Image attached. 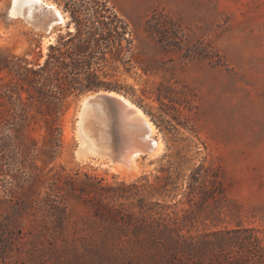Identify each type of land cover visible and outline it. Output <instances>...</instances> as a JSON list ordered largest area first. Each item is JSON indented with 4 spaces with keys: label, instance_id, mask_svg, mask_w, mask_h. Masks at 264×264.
Returning a JSON list of instances; mask_svg holds the SVG:
<instances>
[{
    "label": "rangeland",
    "instance_id": "374dc122",
    "mask_svg": "<svg viewBox=\"0 0 264 264\" xmlns=\"http://www.w3.org/2000/svg\"><path fill=\"white\" fill-rule=\"evenodd\" d=\"M52 1L69 21L45 60L87 47L164 151L130 180L73 162L77 100L104 89L66 97L54 133L0 106V264H264V0ZM1 24L0 57L36 66L42 32Z\"/></svg>",
    "mask_w": 264,
    "mask_h": 264
},
{
    "label": "bare ground",
    "instance_id": "6f19581e",
    "mask_svg": "<svg viewBox=\"0 0 264 264\" xmlns=\"http://www.w3.org/2000/svg\"><path fill=\"white\" fill-rule=\"evenodd\" d=\"M7 17L9 21L19 19L31 29L41 31V44L45 48L54 42V28H63L69 21L68 14L52 0H12ZM9 32L0 23V33L4 36ZM112 94L119 100L118 110L113 114L90 98L77 102L71 135L72 160L130 180L141 173L139 159L142 156L150 160L159 158L164 146L143 110L127 97Z\"/></svg>",
    "mask_w": 264,
    "mask_h": 264
},
{
    "label": "trees",
    "instance_id": "16d2710c",
    "mask_svg": "<svg viewBox=\"0 0 264 264\" xmlns=\"http://www.w3.org/2000/svg\"><path fill=\"white\" fill-rule=\"evenodd\" d=\"M98 25L103 24L98 22ZM52 49L53 47L51 51ZM51 51L45 62L36 66L29 65L19 58L0 57V71H6L8 78L0 85L2 119L12 117L17 109L18 117L25 116L29 110H35L45 117L49 125L48 130L54 133L55 116L69 95L83 90H119L100 80L98 74L91 71L92 64L99 62L93 61V53L88 54L87 47L82 51H67L59 56H55ZM97 205V216L101 217L103 211L108 214L114 212L113 208Z\"/></svg>",
    "mask_w": 264,
    "mask_h": 264
},
{
    "label": "water",
    "instance_id": "95a60500",
    "mask_svg": "<svg viewBox=\"0 0 264 264\" xmlns=\"http://www.w3.org/2000/svg\"><path fill=\"white\" fill-rule=\"evenodd\" d=\"M11 4H12V0H6L5 6L2 8V15L0 17V23H2L5 20H8L7 11L10 8ZM43 50L46 51L47 48L43 47V45L41 44V52H40V56L37 61L38 62L37 65H42L45 61L46 54ZM112 93L121 94L114 90H98V91L87 92V93L81 94L77 102L87 97V98H90L91 101H95L99 103V105L104 110H109L113 114L114 112L118 110L119 100L116 97H114ZM72 156L73 154L71 155V157Z\"/></svg>",
    "mask_w": 264,
    "mask_h": 264
}]
</instances>
